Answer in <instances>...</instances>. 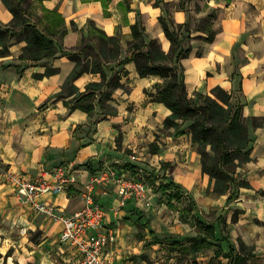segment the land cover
<instances>
[{
  "label": "crops",
  "instance_id": "0c3cea01",
  "mask_svg": "<svg viewBox=\"0 0 264 264\" xmlns=\"http://www.w3.org/2000/svg\"><path fill=\"white\" fill-rule=\"evenodd\" d=\"M42 7L56 9L63 16L67 31L62 38L55 37L57 53L54 57L38 64L22 63L20 72L15 63L26 43L23 39L11 37L8 51L0 54V172L8 169L32 179L41 170L51 171L56 165H66L67 173H72L75 181L62 191L37 196L38 200L55 205L65 214L82 205V184L105 164L141 177L147 187L149 204L146 205L143 199L129 197L117 213L111 210L118 201L115 188L108 183L95 187L94 199L104 209L105 222L116 232V241L103 250L105 264L149 262L144 254L158 243L146 246L144 240L150 239V229L162 235L151 224L152 219L145 220L150 223V228L146 229L148 223L145 224L143 217L173 206L171 219L178 221L188 200H193L201 211L219 208L217 214H224L228 233L229 229L233 230L244 245L251 246L253 256L263 260L264 0H107V14H104L100 0H28L27 9L33 18L42 15ZM161 13L170 15L174 24H188L187 30H183L181 45H189L190 52L180 60L188 94L193 95L199 90L209 93L213 86L220 85L235 95L241 79L239 99L243 104V115L263 118L259 126L248 125L251 159L239 168V174L251 183L252 188L240 187L236 198L229 202H226L227 194L217 195L211 191L208 175L201 172L199 154L191 144L186 122L182 125L185 128L183 134L175 135L170 129L155 138L152 128L161 127L163 118L170 111L161 102L151 101L144 89L153 90V85L161 81L159 76L140 77L134 62L125 63L119 71L124 87L113 90L105 104L110 113L106 118L98 116L94 124L82 109L68 111L63 99H69L71 95L52 96L61 90L74 66L61 50L78 45L83 36L87 37L91 24L107 35L119 37L120 58L128 53L130 24L136 21L139 27H144V39L156 38L162 50L167 52L170 43L158 21ZM11 18L0 0V21L6 24ZM206 19L215 32L211 41L204 40L206 30L201 23ZM235 49L242 52L240 58ZM197 51L201 53L199 56ZM44 63L57 71L34 77L33 73L44 71ZM234 70L241 78L231 76ZM99 79V73L83 72L73 84L83 91L87 82ZM145 139L152 141V149L157 146V150L146 149L143 146ZM133 154L135 159L131 158ZM163 162L169 163L164 170ZM153 169L154 177L150 173ZM150 179L157 188L168 180L179 184L181 201L185 200V204L180 206L181 201L175 199L168 202L159 189L165 203L155 205L159 192L153 191ZM234 211H239L236 219L229 222L226 213L231 217ZM169 220V217L165 218V222ZM184 221L190 222V217ZM0 222L20 225L24 234L27 229L39 231L41 238L33 245L29 242L32 245L29 252L31 258L41 264H55L50 259L53 251L59 254L63 264L76 263L74 250L58 241L61 223L34 212L27 202L16 197L13 185L4 182L1 176ZM143 229L147 233L143 234Z\"/></svg>",
  "mask_w": 264,
  "mask_h": 264
},
{
  "label": "trees",
  "instance_id": "16d2710c",
  "mask_svg": "<svg viewBox=\"0 0 264 264\" xmlns=\"http://www.w3.org/2000/svg\"><path fill=\"white\" fill-rule=\"evenodd\" d=\"M11 13V20L4 24L0 21V54L8 51L9 39L16 37L26 43L17 57L15 66L18 72L22 70V63L38 64L43 59H50L57 53L55 37L62 38L66 33L63 16L56 9L42 7V15L33 18L28 13V4L24 0H1ZM104 14H107V0H100ZM159 4V1H155ZM162 9V7H161ZM210 17V15L208 16ZM165 37L170 47L164 52L156 38L145 40L142 30L136 21L130 24V40L128 53L120 58V42L116 34L107 35L101 29L93 27L87 37H82L79 44L70 49H62L61 53L74 62V66L61 90L52 96H67L63 99L68 111L80 108L86 112L90 123L94 124L98 116L106 118L110 113L106 101L120 83L119 71L127 62H134L140 77L154 74L161 81L153 85V90L144 89V94L151 101L164 104L169 113L162 120V127L171 129L175 135L183 134L186 128L190 133L191 144L199 154L201 172L208 175L209 187L217 195L227 194L226 202L236 198L239 188H252L251 183L243 178L237 168L243 167L250 157V141L248 125L255 123L258 117L244 116L241 100L220 85H215L209 93L200 94V101L196 102L193 95H189L184 82V67L181 59L189 55L190 46L183 48V30H187V23L174 24L170 15L158 16ZM200 26V24H199ZM206 31L205 41H211L214 30L209 27L206 19L201 23ZM87 38V40H86ZM201 53L196 52L199 56ZM42 73H33L34 77L48 76L57 71V68L44 63ZM83 72L99 73L98 81L86 83L83 91H79L73 81ZM241 74L234 70L231 76ZM241 88V79L238 89ZM157 150V146L152 149ZM162 169L169 163L163 162ZM166 178L164 174L161 175ZM159 189L169 202L171 199L181 201L180 185L168 180L160 183ZM237 212L232 214L235 221ZM183 220L190 217V222L197 227L194 235L165 234L157 235L149 230L150 239H145L146 246L161 243L166 246L167 253L176 251L173 264H203L197 260V255L205 248L214 247L213 255L209 258L210 264H244L249 257L246 245L240 241L239 248L230 240L228 223L223 213L216 214L214 219H206L202 211L193 200H188L180 213ZM145 226V224L143 225ZM30 243L33 245L32 239ZM221 257V258H219Z\"/></svg>",
  "mask_w": 264,
  "mask_h": 264
},
{
  "label": "built area",
  "instance_id": "2783aa9c",
  "mask_svg": "<svg viewBox=\"0 0 264 264\" xmlns=\"http://www.w3.org/2000/svg\"><path fill=\"white\" fill-rule=\"evenodd\" d=\"M135 157L134 154L131 156L132 159ZM0 176L4 182L13 185L16 197L27 202L34 212L43 213L61 223L58 241L74 250L77 256L75 264H105L103 250L116 241L114 228L107 225L104 209L94 199L97 185L108 183L115 188L118 201L111 207L114 213L120 210L129 197L143 199L146 205L149 204L145 181L139 176L118 171L111 164H105L82 184V205L70 214L59 212L55 205L37 199L40 193L62 191L75 181V176L67 173L66 165H56L51 171L41 170L32 179L8 169H3Z\"/></svg>",
  "mask_w": 264,
  "mask_h": 264
},
{
  "label": "rangeland",
  "instance_id": "374dc122",
  "mask_svg": "<svg viewBox=\"0 0 264 264\" xmlns=\"http://www.w3.org/2000/svg\"><path fill=\"white\" fill-rule=\"evenodd\" d=\"M22 3L24 5H27L28 0H24ZM235 50L238 58H240L242 56V52L238 49ZM235 93H236L235 96L239 98L240 96L239 89L238 90L236 89ZM200 94H204V93L201 92V90H199L197 91V94L194 96L196 102L200 101ZM189 95L191 96V94ZM258 122H260L259 118H257L255 123ZM152 131L155 135V138H158L161 137V135L166 134L168 131H170V129L163 128L161 125V127L158 126L153 127ZM152 144L153 142L152 141L148 142L147 139L143 141V146H145L146 149H148L149 151L152 150ZM237 170L239 173V168H237ZM150 173L151 176L154 177V173H155L154 169L151 170ZM149 183L153 186V191L159 192V196H157V201H156L157 203L155 205H160L163 202L165 203V198L163 195L161 196L162 193L159 190V188H157V185L154 184V181L150 179ZM174 203L177 202L174 201ZM184 204H185V200L180 202V206ZM173 208H174L173 206L169 207L168 209L166 208L165 211L158 214L155 213L154 215H151L149 217L144 216L143 221L145 222L146 219H152L151 224L155 225L158 231L157 233L160 235H164V234L194 235L195 233H197V227L192 223L188 221L185 222L180 218H178V221H173L171 219ZM218 212H219V208H213L207 210L202 209V213L206 219H214V217ZM166 217L170 218L168 222H165ZM226 217L227 220L231 222L232 216L229 217V214L226 213ZM147 223L148 222H145V224ZM149 224L150 223H148V227H146V229L150 228ZM19 226L20 225L17 224H6L0 222V264H41V261L37 259H32L31 254L29 252L30 248H32V245H29L30 240L32 239L33 243L38 241V239L41 238V234L39 233V231H37V229L34 230L27 229L25 235L20 231ZM145 233H147V230L143 229V234ZM229 238L235 244V246L239 248L240 240L238 237H236L235 232L231 229H229ZM143 246L145 245L143 244ZM213 249L214 247L203 249V251L197 255V260L203 264H210L209 258L213 255ZM245 249L249 254V258L246 260L244 264H264V259L262 260L253 256L251 252L252 251L251 246H246ZM144 255L145 257H148L147 259L149 262L145 263L147 260H143V264H173L175 262V255H177V253L176 251H172L170 252V254L167 253L166 246L164 244L158 243L154 246L153 249H151V251H147L146 254ZM251 256L253 257L251 258ZM50 259L51 260L53 259V262L55 264L64 263L60 258L59 254H56L55 251L51 252Z\"/></svg>",
  "mask_w": 264,
  "mask_h": 264
}]
</instances>
